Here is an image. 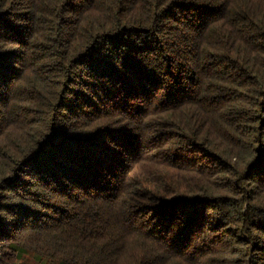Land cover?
Here are the masks:
<instances>
[{
	"label": "trees",
	"instance_id": "1",
	"mask_svg": "<svg viewBox=\"0 0 264 264\" xmlns=\"http://www.w3.org/2000/svg\"><path fill=\"white\" fill-rule=\"evenodd\" d=\"M0 264H264V0H0Z\"/></svg>",
	"mask_w": 264,
	"mask_h": 264
}]
</instances>
